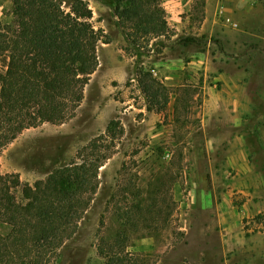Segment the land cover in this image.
Segmentation results:
<instances>
[{"label": "rangeland", "instance_id": "rangeland-1", "mask_svg": "<svg viewBox=\"0 0 264 264\" xmlns=\"http://www.w3.org/2000/svg\"><path fill=\"white\" fill-rule=\"evenodd\" d=\"M142 2L163 35L131 37L134 23L115 12L124 0H86L100 41L83 100L74 118L25 129L1 149L0 173L32 186L114 120L97 193L56 264H103L99 248L117 236L139 264H264V0H194L173 13ZM11 7L0 0L2 22ZM193 52L205 70L155 76V63ZM143 70L165 87V107L143 95ZM9 230L0 223V236Z\"/></svg>", "mask_w": 264, "mask_h": 264}, {"label": "trees", "instance_id": "trees-1", "mask_svg": "<svg viewBox=\"0 0 264 264\" xmlns=\"http://www.w3.org/2000/svg\"><path fill=\"white\" fill-rule=\"evenodd\" d=\"M10 1L11 20H0V150L25 129L74 118L97 68L100 41L86 0ZM147 7L142 0H124L115 8L121 19L134 23L137 33L131 37L164 34V23ZM138 82L152 105L168 104L165 87L152 72L143 70ZM114 126L116 121H110L103 135L77 151L76 159L32 186L16 174L0 173V223L10 227L0 236V264H56L97 193L99 169L116 139ZM18 188L21 203L14 193ZM116 247L99 248L103 264H139V256Z\"/></svg>", "mask_w": 264, "mask_h": 264}, {"label": "crops", "instance_id": "crops-1", "mask_svg": "<svg viewBox=\"0 0 264 264\" xmlns=\"http://www.w3.org/2000/svg\"><path fill=\"white\" fill-rule=\"evenodd\" d=\"M165 5L171 6V11L177 12L178 7H185L188 5H191L194 0H163ZM203 3L205 6L211 5L212 0H203ZM1 14V11H0ZM178 17V15H177ZM180 19V18H179ZM202 55L204 53L202 52H193L189 54L187 59H183L181 57L176 58V63H174L173 67H171V57L167 58L164 61H159L158 63H155L156 69H154V74L156 76V73L160 74V76H163L165 80H170L171 78V69L173 70H192V69H197V70H205L206 68L203 66V60H202ZM169 75V76H167ZM214 87V86H213ZM210 101V100H209ZM207 112V113H206ZM211 114L210 111H205L203 116Z\"/></svg>", "mask_w": 264, "mask_h": 264}]
</instances>
